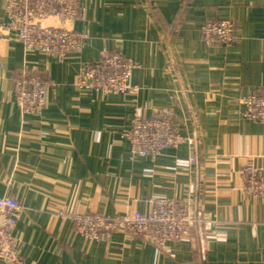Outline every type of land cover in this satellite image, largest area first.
Masks as SVG:
<instances>
[{
	"label": "crops",
	"instance_id": "0c3cea01",
	"mask_svg": "<svg viewBox=\"0 0 264 264\" xmlns=\"http://www.w3.org/2000/svg\"><path fill=\"white\" fill-rule=\"evenodd\" d=\"M81 3L84 17L72 26L86 37L62 58L0 33V196L21 205L19 255L38 264H264V200L244 179L247 165L264 170V122L245 117L240 100L264 82V0ZM217 18L236 23L228 45L200 37V24ZM107 47L133 60L138 95L77 84L83 63ZM30 74L47 82L46 103L23 111L14 80ZM134 103L145 115L169 111L182 141L132 162L124 132ZM158 196L200 211L210 228L192 227L165 252L122 229L87 237L70 218L147 212Z\"/></svg>",
	"mask_w": 264,
	"mask_h": 264
},
{
	"label": "built area",
	"instance_id": "2783aa9c",
	"mask_svg": "<svg viewBox=\"0 0 264 264\" xmlns=\"http://www.w3.org/2000/svg\"><path fill=\"white\" fill-rule=\"evenodd\" d=\"M8 22L0 25V33L13 32L24 49H42L55 57H64L80 47L86 33L77 30L72 23L84 17L81 0H7L4 5ZM57 21V23H52ZM236 23L229 18L207 19L199 26V34L206 45L230 44L236 36ZM134 62L120 50L107 47L93 61L81 67L77 84L101 89L107 93L125 95L140 93V87L132 83ZM47 82L41 75L30 74L14 80V97L23 111L45 106ZM243 115L264 122V82L257 90L241 96ZM129 140V156L132 162L142 157H154L166 148L177 146L182 137L176 133L169 111L156 115L143 114L140 106L133 104L129 127L124 132ZM193 161V159H191ZM245 189L251 195L264 200V170L255 166L245 167ZM21 205L11 195L0 196V261L2 264H38L34 258L19 255L13 230L18 221ZM57 216H64L58 210ZM76 230L98 239L118 229L142 235L161 251L169 252L167 242L188 237L192 227L201 231L210 228L211 219L200 211L192 213L188 207L164 196L153 199L152 208L121 213L86 212L70 216Z\"/></svg>",
	"mask_w": 264,
	"mask_h": 264
},
{
	"label": "rangeland",
	"instance_id": "374dc122",
	"mask_svg": "<svg viewBox=\"0 0 264 264\" xmlns=\"http://www.w3.org/2000/svg\"><path fill=\"white\" fill-rule=\"evenodd\" d=\"M210 46V45H209ZM245 175V174H244Z\"/></svg>",
	"mask_w": 264,
	"mask_h": 264
}]
</instances>
